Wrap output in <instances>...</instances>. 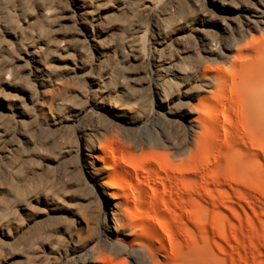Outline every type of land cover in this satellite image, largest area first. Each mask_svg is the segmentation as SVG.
Segmentation results:
<instances>
[{
    "label": "bare ground",
    "instance_id": "1",
    "mask_svg": "<svg viewBox=\"0 0 264 264\" xmlns=\"http://www.w3.org/2000/svg\"><path fill=\"white\" fill-rule=\"evenodd\" d=\"M258 130L264 0H0V264H206Z\"/></svg>",
    "mask_w": 264,
    "mask_h": 264
},
{
    "label": "rangeland",
    "instance_id": "2",
    "mask_svg": "<svg viewBox=\"0 0 264 264\" xmlns=\"http://www.w3.org/2000/svg\"><path fill=\"white\" fill-rule=\"evenodd\" d=\"M152 104L154 105V102ZM258 136L260 141L264 140V131L258 130ZM159 151H164V153L166 152L168 154L171 150L162 148ZM226 151L223 152L225 153ZM244 151L246 153L249 152L246 158L249 165V168L247 169L248 172L250 171L249 173H253L257 171L258 176L264 180V170H261L259 165L262 162L261 164L264 166V151L240 150L241 156H244L242 153ZM226 159L227 158L224 155L221 158L220 164L224 168L226 166L225 169H229L227 168V166L230 167L228 165L229 161L227 163L228 159ZM223 164L226 165L224 166ZM210 183V186H208L210 188V193H208L209 195H207V193L195 195L199 197L198 200L204 208H208L205 209V223H199L198 221L196 223L193 216H188L189 220L187 217L184 218L186 221L183 220L182 222L185 225L188 224L189 229L201 237L200 246L205 255L206 264H264V189H255L252 188L251 185H249L250 187L248 185L244 186L245 184L235 182L231 179L220 184L215 183L214 181H210ZM226 183L230 184L227 185ZM239 184H241V186ZM242 186L244 187L242 188ZM248 189L253 190V192ZM223 190H227L229 195L227 194V191L224 192ZM222 191L223 194H220ZM223 195L228 196H224L225 198H223ZM195 196L189 198V204L191 207H194L196 204L194 201L196 198ZM255 196L257 198H255ZM222 198L227 201H224ZM220 221H223L225 231H230L231 228L234 230L235 237H230L224 234L223 229H221L222 227L218 223ZM255 227H257L258 231ZM201 229L202 233L200 232ZM205 229L206 232H204ZM198 233H201L202 235ZM236 234H239L241 237ZM224 236H226V238H224ZM187 242L190 243L191 240H186L184 243ZM188 243L184 244V247L187 248L189 246L187 250H194V243ZM159 257L163 263L167 262V259L162 254H160ZM189 262L192 264L191 261ZM126 264H130V262L126 261ZM149 264H153V262L150 261Z\"/></svg>",
    "mask_w": 264,
    "mask_h": 264
}]
</instances>
